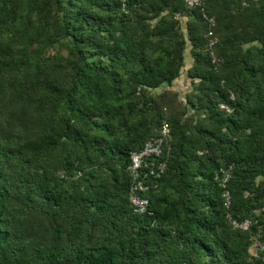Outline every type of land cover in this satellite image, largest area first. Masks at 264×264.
<instances>
[{"label":"trees","instance_id":"obj_1","mask_svg":"<svg viewBox=\"0 0 264 264\" xmlns=\"http://www.w3.org/2000/svg\"><path fill=\"white\" fill-rule=\"evenodd\" d=\"M203 3L0 0V264H264V0ZM163 120L135 214L129 155Z\"/></svg>","mask_w":264,"mask_h":264},{"label":"built area","instance_id":"obj_2","mask_svg":"<svg viewBox=\"0 0 264 264\" xmlns=\"http://www.w3.org/2000/svg\"><path fill=\"white\" fill-rule=\"evenodd\" d=\"M124 1V0H123ZM188 7L200 8L203 10V0H185ZM246 4V1L243 2ZM205 17V14H203ZM208 22L213 25V18H207ZM212 32L209 31V35ZM215 39L210 40V48L214 45ZM213 54V51H211ZM214 62V60H212ZM233 94L230 93V99H233ZM219 109L225 112H230V108L225 103L218 104ZM170 127L166 120H163L158 127L156 135L149 137L144 141L140 149L132 151L129 155V163L127 166V173L130 180L128 189V203L131 210L135 214H142L147 211L149 201L144 196V192L148 189V178L150 175L155 174L157 171H161L164 164L160 161L165 147L170 140ZM154 166L156 168H154ZM229 172L222 171L221 178L219 180L220 186L223 188V197L225 206L227 207L230 202V193L226 188L227 181L229 179ZM228 221L233 228L240 230H247L251 224V220L248 218L242 220L233 219L230 215H227ZM264 249V242L253 240L250 253H254L257 250Z\"/></svg>","mask_w":264,"mask_h":264},{"label":"rangeland","instance_id":"obj_3","mask_svg":"<svg viewBox=\"0 0 264 264\" xmlns=\"http://www.w3.org/2000/svg\"><path fill=\"white\" fill-rule=\"evenodd\" d=\"M190 63V57L189 54L186 55V62L184 65V68L181 70V73L178 78H176L172 84L171 87L168 89H171L172 91L176 92L177 98L181 99L184 94L191 89L190 81L186 76L185 73V67ZM166 86H162L156 90H153V94L160 93Z\"/></svg>","mask_w":264,"mask_h":264}]
</instances>
